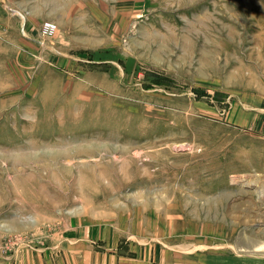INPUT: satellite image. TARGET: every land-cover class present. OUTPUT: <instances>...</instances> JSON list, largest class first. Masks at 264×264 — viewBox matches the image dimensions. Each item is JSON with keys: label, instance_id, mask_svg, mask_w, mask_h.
<instances>
[{"label": "rangeland", "instance_id": "obj_1", "mask_svg": "<svg viewBox=\"0 0 264 264\" xmlns=\"http://www.w3.org/2000/svg\"><path fill=\"white\" fill-rule=\"evenodd\" d=\"M255 97L264 0H0V264H264Z\"/></svg>", "mask_w": 264, "mask_h": 264}, {"label": "bare ground", "instance_id": "obj_2", "mask_svg": "<svg viewBox=\"0 0 264 264\" xmlns=\"http://www.w3.org/2000/svg\"><path fill=\"white\" fill-rule=\"evenodd\" d=\"M253 99V101L255 102V103H261L262 101H264V99H262V98H260V97H255V98H252ZM248 106H250V105H248ZM251 108V107H250ZM262 112H264V110H262ZM165 150V149H164ZM163 150V151H164ZM162 153V152H161ZM164 153V152H163ZM250 181H248V183H249ZM262 184V183H261ZM259 190H260V192H262V194H263V192H264V185H261V186H259V188H258ZM144 216V215H143ZM158 217V216H157ZM171 219V218H170ZM144 220H146V219H144ZM257 241V240H256ZM249 249H251V252H264V241H262V242H259V243H257V244H251L250 246H249ZM259 255H263L264 256V254H259ZM209 264H221L219 261L218 262H216V263H210L209 262Z\"/></svg>", "mask_w": 264, "mask_h": 264}, {"label": "built area", "instance_id": "obj_3", "mask_svg": "<svg viewBox=\"0 0 264 264\" xmlns=\"http://www.w3.org/2000/svg\"><path fill=\"white\" fill-rule=\"evenodd\" d=\"M44 32L45 34H53L57 32V26L56 24H53L51 22H47L44 24Z\"/></svg>", "mask_w": 264, "mask_h": 264}]
</instances>
